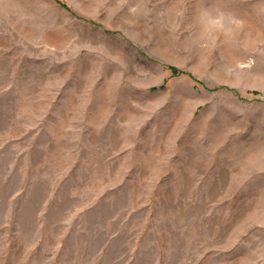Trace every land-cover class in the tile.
<instances>
[{
  "label": "rangeland",
  "instance_id": "rangeland-1",
  "mask_svg": "<svg viewBox=\"0 0 264 264\" xmlns=\"http://www.w3.org/2000/svg\"><path fill=\"white\" fill-rule=\"evenodd\" d=\"M0 264H264V0H0Z\"/></svg>",
  "mask_w": 264,
  "mask_h": 264
},
{
  "label": "clouds",
  "instance_id": "clouds-1",
  "mask_svg": "<svg viewBox=\"0 0 264 264\" xmlns=\"http://www.w3.org/2000/svg\"><path fill=\"white\" fill-rule=\"evenodd\" d=\"M227 14L222 9L201 8L197 13V20L208 31H225Z\"/></svg>",
  "mask_w": 264,
  "mask_h": 264
},
{
  "label": "trees",
  "instance_id": "trees-1",
  "mask_svg": "<svg viewBox=\"0 0 264 264\" xmlns=\"http://www.w3.org/2000/svg\"><path fill=\"white\" fill-rule=\"evenodd\" d=\"M172 73H177V70L175 68H170Z\"/></svg>",
  "mask_w": 264,
  "mask_h": 264
}]
</instances>
